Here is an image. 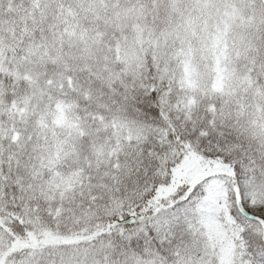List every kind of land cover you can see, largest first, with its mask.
<instances>
[{"label":"snow or ice","instance_id":"6c2138e0","mask_svg":"<svg viewBox=\"0 0 264 264\" xmlns=\"http://www.w3.org/2000/svg\"><path fill=\"white\" fill-rule=\"evenodd\" d=\"M0 264H264V0H0Z\"/></svg>","mask_w":264,"mask_h":264}]
</instances>
